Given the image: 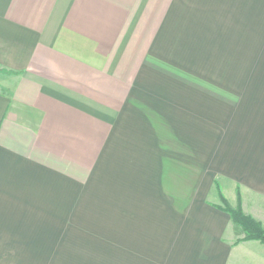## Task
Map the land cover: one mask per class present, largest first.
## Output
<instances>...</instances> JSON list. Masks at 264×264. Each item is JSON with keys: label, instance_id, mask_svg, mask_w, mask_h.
<instances>
[{"label": "crops", "instance_id": "0c3cea01", "mask_svg": "<svg viewBox=\"0 0 264 264\" xmlns=\"http://www.w3.org/2000/svg\"><path fill=\"white\" fill-rule=\"evenodd\" d=\"M0 70V264H264V0H0Z\"/></svg>", "mask_w": 264, "mask_h": 264}, {"label": "rangeland", "instance_id": "374dc122", "mask_svg": "<svg viewBox=\"0 0 264 264\" xmlns=\"http://www.w3.org/2000/svg\"><path fill=\"white\" fill-rule=\"evenodd\" d=\"M5 75L6 73L0 70V78H3ZM212 195L211 198L231 215H229L231 220L230 235L233 242L239 243L241 241H246L245 230L238 222L241 221L243 217L259 223L260 227L264 228L263 199H258L250 194L248 195L239 187L219 180L214 183ZM232 214L238 216V221L232 218Z\"/></svg>", "mask_w": 264, "mask_h": 264}, {"label": "trees", "instance_id": "16d2710c", "mask_svg": "<svg viewBox=\"0 0 264 264\" xmlns=\"http://www.w3.org/2000/svg\"><path fill=\"white\" fill-rule=\"evenodd\" d=\"M223 211L230 213L222 208ZM231 216V215H230ZM238 216L236 214H232V218L238 221ZM245 230L246 233V241H257L264 247V228H261L259 223H256L249 218H244L241 221H238Z\"/></svg>", "mask_w": 264, "mask_h": 264}]
</instances>
